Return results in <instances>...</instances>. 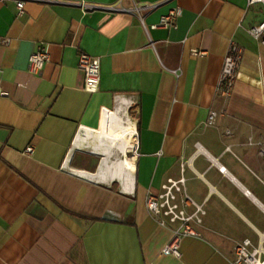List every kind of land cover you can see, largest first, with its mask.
Returning <instances> with one entry per match:
<instances>
[{
	"label": "crops",
	"instance_id": "obj_1",
	"mask_svg": "<svg viewBox=\"0 0 264 264\" xmlns=\"http://www.w3.org/2000/svg\"><path fill=\"white\" fill-rule=\"evenodd\" d=\"M82 1L159 6L143 13L145 29L135 14ZM176 5L175 29L149 28ZM263 19L247 0H29L20 15L0 0V264H232L244 239L264 252V45L249 32ZM231 41L242 53L224 97L216 86ZM38 45L50 61L35 74ZM81 52L100 59L95 93L83 90ZM121 105L138 139L131 191L97 177L103 156L85 149L103 142L88 134L99 113ZM181 175L205 214L177 257L163 253L172 231L145 200Z\"/></svg>",
	"mask_w": 264,
	"mask_h": 264
},
{
	"label": "built area",
	"instance_id": "obj_2",
	"mask_svg": "<svg viewBox=\"0 0 264 264\" xmlns=\"http://www.w3.org/2000/svg\"><path fill=\"white\" fill-rule=\"evenodd\" d=\"M29 0H14L17 13L20 15L24 12L25 2ZM40 2H52V0H36ZM121 0H118V4ZM79 5L84 10H108L124 11L139 16L141 24L148 29L144 22L143 13L151 11L159 6L154 4H137L132 3L129 7L113 5L103 7L82 1ZM248 6L260 5L264 9V0H247ZM182 8L178 5L170 8L167 13L162 15L158 23L149 26L150 29L157 27L175 29L177 20L182 15ZM250 34L258 39L264 45V19L249 30ZM195 55L201 54L198 51L193 52ZM242 49L235 42L229 43L227 52L223 59L222 68L219 74L216 93L224 97L231 95L233 85L237 76L239 63L241 60ZM50 61V55L44 45H38L37 49L29 56L28 70L32 73H40L47 62ZM78 68L83 76V90L87 93H95L100 85V59L86 52L79 53ZM1 73V69H0ZM4 92L0 86V97ZM217 113L214 110L209 111L207 124L215 122ZM133 152L136 153L138 147L137 136H133ZM38 140L33 139L24 149L25 155H32ZM249 144H254L249 141ZM260 148V153L264 155V142H255ZM224 172V167H219ZM185 177L181 175L178 179L169 178L161 186L157 194L148 193L145 205L148 213L160 225L171 229L172 237L170 242L163 248V253L180 256L179 243L184 237H198L197 227L202 224L205 209L202 204L194 202L186 192ZM232 264H264V252L261 247H252L249 239H244L234 246V255L231 260Z\"/></svg>",
	"mask_w": 264,
	"mask_h": 264
},
{
	"label": "bare ground",
	"instance_id": "obj_3",
	"mask_svg": "<svg viewBox=\"0 0 264 264\" xmlns=\"http://www.w3.org/2000/svg\"><path fill=\"white\" fill-rule=\"evenodd\" d=\"M90 133L103 137V142H97L96 146L85 147L103 156L101 168L96 176L103 180L116 181L121 189L131 191L134 184V156L129 152L133 150L131 139L135 135V124L127 114L126 108L121 105L115 110H102L99 113L97 129L88 134ZM114 150L119 151L121 157H113Z\"/></svg>",
	"mask_w": 264,
	"mask_h": 264
},
{
	"label": "rangeland",
	"instance_id": "obj_4",
	"mask_svg": "<svg viewBox=\"0 0 264 264\" xmlns=\"http://www.w3.org/2000/svg\"><path fill=\"white\" fill-rule=\"evenodd\" d=\"M113 110H115V109H113ZM106 142V141H105ZM133 143V142H132ZM131 143V144H132ZM133 151V150H132ZM132 151H130L129 152V154L130 155H132L133 153H132ZM113 157H117V158H119V157H121V154H120V152L119 151H117V150H114V155H113ZM102 162V158L99 156V157H97V166L100 164ZM115 186L116 187H119V183L118 182H116L115 181Z\"/></svg>",
	"mask_w": 264,
	"mask_h": 264
}]
</instances>
